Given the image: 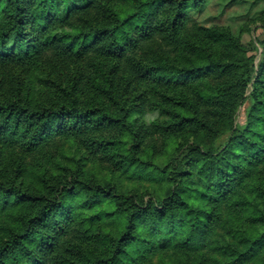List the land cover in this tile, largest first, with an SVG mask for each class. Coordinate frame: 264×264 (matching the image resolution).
I'll return each instance as SVG.
<instances>
[{
    "label": "trees",
    "instance_id": "obj_1",
    "mask_svg": "<svg viewBox=\"0 0 264 264\" xmlns=\"http://www.w3.org/2000/svg\"><path fill=\"white\" fill-rule=\"evenodd\" d=\"M204 1L165 8L168 0H0V264H137L157 250L205 245L215 264H245L258 254L264 186L247 195L242 184L264 163V53L246 99L249 75L222 52L237 48L236 40L223 29L187 26L189 4ZM134 74L128 102L123 91ZM207 75L216 83L212 94L196 86ZM153 100L182 139L161 167L145 149L151 134L136 120L145 114L141 102ZM245 100L246 123L233 127L231 115ZM206 102L229 132L218 154L183 141L185 128H210L200 123ZM74 139L106 164L154 167L172 190L144 203L88 181L76 163L51 173L49 149ZM187 145L193 156L185 163ZM26 154L37 155L35 168ZM194 165L206 183L190 192L183 177L194 175ZM104 200L111 208L87 220L84 211ZM95 215L109 217L115 229L92 231ZM217 227L223 236L214 239Z\"/></svg>",
    "mask_w": 264,
    "mask_h": 264
},
{
    "label": "rangeland",
    "instance_id": "obj_2",
    "mask_svg": "<svg viewBox=\"0 0 264 264\" xmlns=\"http://www.w3.org/2000/svg\"><path fill=\"white\" fill-rule=\"evenodd\" d=\"M180 0H168L165 8L174 6ZM123 7H129L123 4ZM187 26H198L201 28H218L223 29L229 33L237 42V48H222V52L226 55L225 60H234L240 64L241 68L245 70V74L249 75L250 82L246 87L244 98H248L251 92V84L254 82L257 67L261 62L264 53V0H205L201 7L189 4L186 9ZM165 51H169L170 47L165 46ZM139 75V74H137ZM137 75H131L130 87L126 91L123 100L131 101L129 97L133 93L131 86L138 83ZM220 79L225 83L230 80L231 74L226 73ZM211 75L201 78L196 86L208 94H212L211 88L214 87ZM124 87V86H123ZM188 89V88H184ZM123 89H119L121 92ZM143 90L139 89L136 94H141ZM188 98L193 101L196 100L195 94L191 90H185ZM138 97V96H137ZM139 98L135 101L140 102ZM140 100V101H138ZM160 104L159 101L153 100L152 103L141 102V108L145 114L136 119L138 124L143 126L147 133L151 134L146 143V150L152 156L154 164L161 167L172 160L179 148L182 139L178 138L180 133L174 130V127L168 126L169 120L155 110V104ZM111 103V102H110ZM199 103V101H198ZM156 104V105H157ZM112 105V104H111ZM251 101H243L231 115L233 127L244 126L249 114ZM113 106V105H112ZM200 123L208 125L210 128L201 129L200 125L192 126L183 129V141L192 146L196 142L200 148L215 150L218 154L226 142L229 132L222 126L221 121L216 116V108L210 102L200 105ZM137 117V116H136ZM135 117V118H136ZM175 122L172 120L171 123ZM184 147L181 153V159L188 162V158L192 157L189 153L190 148ZM179 150V149H178ZM50 153L55 156V163L49 165V171L53 174H59L62 167H72L75 163L80 167L81 174L90 182H97L106 190H115L122 194H136L141 197L144 203L149 201L155 202L160 197L166 196L172 189L170 184L165 183L162 176L156 175V169L149 167L148 169H139L130 167L129 169H121L116 165L106 164L104 157L99 153H94L93 150L87 148L82 141L76 139L60 145L59 149H49ZM189 156V157H188ZM216 156V155H215ZM27 162L33 168L36 167L38 157L35 154H26L24 156ZM182 160V161H183ZM104 161V162H103ZM58 165V166H57ZM197 165L191 167L194 170V175L184 176L183 180L187 182L186 188L192 192L193 190H204L203 184L206 183V177L200 175L195 171ZM242 188H245V193L249 195L250 188L257 185L264 186V163L259 165L252 174V177L245 180ZM167 182V181H166ZM166 184V185H165ZM247 184V185H246ZM252 193V191H251ZM264 210V202L258 200ZM106 200L100 202L94 209H87L84 211L87 220L97 210H107L108 206ZM118 207L114 205V208ZM225 212L222 211L221 218L223 219ZM217 222V221H216ZM89 227L92 231L110 232L115 229V224L109 217L103 215H95L89 222ZM218 224V223H217ZM217 234L212 238L217 239L218 235L223 236V231L220 227L216 229ZM207 242H210L208 239ZM184 252V251H183ZM182 252V253H183ZM172 252L157 250L148 258L141 259L137 264H174L178 262H186V264H215L219 258L214 256L211 249L205 245L193 249L190 252ZM245 264H264V246L261 247L258 254L248 260Z\"/></svg>",
    "mask_w": 264,
    "mask_h": 264
}]
</instances>
